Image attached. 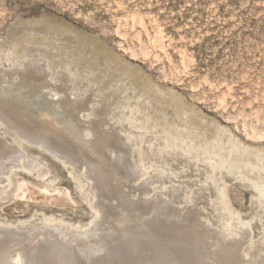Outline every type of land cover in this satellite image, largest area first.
<instances>
[{
	"label": "rangeland",
	"instance_id": "374dc122",
	"mask_svg": "<svg viewBox=\"0 0 264 264\" xmlns=\"http://www.w3.org/2000/svg\"><path fill=\"white\" fill-rule=\"evenodd\" d=\"M23 57L34 63L40 58L42 63L47 61L51 70L46 69V79L30 75V81V76L20 75V79L18 74L4 72L23 63ZM94 94L97 98L91 97ZM0 96L1 104L19 110L13 111L14 118L24 125L29 123L18 118L19 114L28 111L39 120L47 113L70 135H79L84 127L89 132L100 128L128 139L124 173L112 174L104 168L102 176L94 171L97 164H82L77 169L35 144L13 137L29 160L39 161L38 170L45 176L39 177L38 170L15 167L0 179L1 187L7 185L10 175L12 181L0 193V230L16 234L0 240V264L16 261L18 253L28 264H161V260L173 261V252L168 250L170 237L180 238L171 248L188 247L190 239V248H197L198 243L202 250L192 249L198 252L199 264H228L210 257V243L216 235L211 241H202L194 232L199 229L192 225L196 222L205 230L223 231L222 220L232 217L236 231L229 238L239 240L241 259L252 257L263 243L264 199L249 180L258 173H252L243 162L236 168L220 169L218 160L209 161V153L215 157L212 149L225 145L226 136L251 148L252 153L264 149V0H0ZM104 120L108 128L101 126ZM3 127L0 122L1 135L11 136ZM179 134L192 136L200 146L197 151L184 154L180 149L183 142L171 138ZM167 138L171 144H179L178 154L164 150ZM85 143L80 146L89 154L82 151L90 164L91 159L108 167L118 162L119 157L107 151L102 158L92 150L89 153ZM247 159L256 162L253 154ZM107 176L119 181L118 188L128 193L124 197L129 199L127 204L119 190V194L116 190L101 192L98 199L88 194L89 186H100L101 178ZM23 178L30 183L25 191L19 187ZM217 186H225L220 199L229 211L220 208L224 205L217 198ZM54 187L62 192H52ZM45 188H51L50 192ZM97 200L106 206L101 208L104 219H100L103 215ZM130 200L137 203L136 216ZM141 218L146 221L143 226ZM103 220H109L108 227H103ZM239 220L245 224L239 225ZM74 230L89 231L90 241L76 247L69 258L70 245L56 240L73 241L67 236ZM136 232L141 241L135 238ZM247 233L250 244L245 243ZM205 250H210L206 251L210 259L201 258Z\"/></svg>",
	"mask_w": 264,
	"mask_h": 264
},
{
	"label": "bare ground",
	"instance_id": "6f19581e",
	"mask_svg": "<svg viewBox=\"0 0 264 264\" xmlns=\"http://www.w3.org/2000/svg\"><path fill=\"white\" fill-rule=\"evenodd\" d=\"M158 35V34H157ZM160 35V34H159ZM162 36V35H161ZM160 40V39H159ZM18 42V41H17ZM160 42H162V40H160ZM25 43V42H24ZM19 44H21V43H19ZM18 43H17V45H19ZM161 45V44H160ZM20 46V45H19ZM27 46V45H26ZM18 47V46H17ZM23 47V46H22ZM46 47V46H45ZM17 49H19V48H17ZM24 49V48H23ZM33 49V48H32ZM31 49V50H32ZM42 49H45V48H43L42 47ZM22 50V49H21ZM30 50V51H31ZM35 50V49H34ZM33 50V51H34ZM39 50H41V49H39ZM50 50V49H49ZM16 52V51H15ZM26 52H28V49H26ZM17 55V54H16ZM12 56V55H11ZM10 56V57H11ZM27 56V55H26ZM41 56V55H40ZM36 58V57H35ZM98 58V57H97ZM21 59V58H20ZM23 60V63H17V65H14L13 67H11L10 69H5L4 70V72H6V73H8V74H12V73H15L16 75L18 74L19 76V78L21 79V76H23V77H28V76H30V75H32L33 76V79H34V77H41V78H43V79H46V76H48L47 74H45V72H46V69H47V71L49 72V64L48 63H46L44 60H43V63H42V61H41V58L37 61L36 60V63H34V62H32L31 60H27V58L26 57H23L22 58ZM29 59V58H28ZM31 59V58H30ZM44 59H45V57H44ZM33 60V59H32ZM19 61V60H18ZM9 62V61H8ZM15 62H17V61H15ZM20 62V61H19ZM114 58H112L111 59V63L114 65ZM12 64V63H11ZM92 64H94L93 62H92ZM12 66V65H11ZM45 66H46V68H45ZM51 70V69H50ZM52 72V71H51ZM69 73V72H68ZM67 73V74H68ZM14 74V75H15ZM50 74V73H49ZM70 74V73H69ZM68 74V75H69ZM21 75V76H20ZM35 75V76H34ZM132 75V74H131ZM32 76H30L29 77V79L32 77ZM73 76V75H72ZM11 77V76H10ZM71 77V76H70ZM74 77V76H73ZM18 78V79H19ZM62 78V76H60V79ZM64 78V77H63ZM62 78V79H63ZM19 79V80H20ZM28 79V78H27ZM26 79V80H27ZM32 79V80H33ZM50 79V78H49ZM52 79V78H51ZM12 80V79H11ZM55 80V79H54ZM23 81H24V79H23ZM30 81H31V79H30ZM34 82H35V80H33ZM48 81H50V80H48ZM63 81V80H62ZM27 81H25V83H26ZM34 82H32V83H34ZM40 82V81H39ZM46 82V81H45ZM60 82V81H59ZM28 84H29V82H27ZM31 83V82H30ZM31 83V84H32ZM41 83V82H40ZM42 83H43V81H42ZM53 84H55L54 82H52ZM62 83V82H61ZM36 84V83H35ZM34 84V85H35ZM60 84V83H59ZM56 85H58V84H56ZM40 86H41V84H40ZM47 86V85H46ZM50 86V85H49ZM48 86V87H49ZM55 86V85H54ZM62 86V85H61ZM70 86V85H69ZM97 86V85H96ZM39 87V86H38ZM53 87V86H52ZM57 87V86H56ZM95 87V86H94ZM42 88H44V87H42ZM61 88V87H60ZM64 88V87H63ZM70 88V87H69ZM92 88V87H91ZM41 89V88H40ZM47 89H49V88H47ZM55 89V88H54ZM58 89V88H57ZM56 89V90H57ZM68 89V88H67ZM51 90V89H50ZM59 90V89H58ZM45 91H46V89H45ZM52 91H53V89H52ZM63 91V90H62ZM48 92H50V91H48ZM56 92V91H55ZM90 92H93V89H92V91H90ZM111 93V92H110ZM53 94V93H52ZM60 94H61V92H60ZM49 95V94H48ZM51 95V94H50ZM92 95V94H91ZM52 96V95H51ZM53 96H57V94H55L54 93V95ZM95 96V94L93 95V96H91V97H94ZM101 96V95H100ZM116 96V95H115ZM1 97V96H0ZM60 97H62V96H60ZM59 97V98H60ZM90 97V98H91ZM96 97V96H95ZM103 97H104V95H103ZM2 98V97H1ZM0 98V99H1ZM51 98H53V97H51ZM58 98V99H59ZM97 98V97H96ZM106 98V97H105ZM62 99V98H61ZM60 99V100H61ZM94 99V98H93ZM104 99V98H103ZM95 100V99H94ZM169 104V103H168ZM19 105V104H18ZM91 106L93 107V105L91 104ZM17 107V106H16ZM18 107H20V105L18 106ZM18 109H20V108H18ZM7 110H9L10 112H8ZM13 111H17L16 110V108L14 107V106H12V105H10V104H8V103H4V104H1L0 103V122H1V124L4 126L3 128L4 129H7L10 133H11V136H8V137H10V138H8V137H5L3 134L1 135V133H0V179H2L3 180V177L2 176H4V175H6L7 174V172H11L12 173V170H13V168H22L23 170H25V171H33V170H38V168H39V166H40V163H39V161H36V162H34V160H29L30 158L28 157V156H26V154L25 153H23L22 151H20V149H18V147H16V144L14 143V141H12L11 139L13 138V137H17V138H19V139H23V140H27V141H29V143H32V144H35L36 146H38V147H40L41 149H44V150H46V151H48L49 153H51L53 156H55L57 159H59V160H61L64 164H66V165H68V164H70L71 166H75V165H77V169H82V167H79L80 165H87L88 167H90V165H98L97 166V168L95 167V169H94V171H98L101 175L103 174V169L104 168H107L112 174H117V175H119L120 174V171L121 172H123L124 173V166H123V157L125 156H127V158H124L125 160L126 159H128V154L126 155V153H127V151H126V144H127V141H128V139L126 140V139H124V136L123 135H121V134H119V135H116V133L114 134L113 132H109V130H106L105 129V131H102V130H100V128H97V130H91L90 132L89 131H87L86 130V128L84 127V128H81L80 129V136H82V139H84V140H82V139H80L78 136L79 135H76V134H72V135H70V134H67V133H70V132H62L61 130H60V128L58 127V126H60L61 128H64L62 125H60L58 122H56L55 121V119L51 116V115H48L47 113H45V114H43L42 115V118H40L39 120H37L38 118L37 117H35L34 115H32V114H29L28 113V111H24L25 113H27L26 115H18V118H22V119H25V121L26 122H28L29 123V125H27V124H23V123H21L20 122V120H18L17 118H14V112ZM19 111V110H18ZM17 111V112H18ZM20 112H22V110H20ZM16 113V112H15ZM23 113V112H22ZM17 114V113H16ZM28 115V116H27ZM24 117V118H23ZM89 125V124H88ZM112 125V124H111ZM101 126H105V128H106V126H107V128H108V125H107V122H106V120H104L102 123H101ZM81 130H83V131H81ZM179 133V132H178ZM171 138L172 139H174V140H179L180 139V141L181 142H183V145L181 146V151L184 153V154H191V153H193V152H195V151H197V149H198V147H200L199 145H198V143H196V142H194V138L192 137V136H190V135H185V136H183V135H181V134H179V136H178V138L175 136V135H173V136H171ZM87 139H90L89 141H90V143H87L86 142V140ZM137 139V138H136ZM86 142V143H85ZM194 142V143H193ZM224 142H225V145H228L229 147H225V145H223V146H220V147H216V148H214V149H212V151H213V154L215 155V157H217L218 159H215V157L213 156L212 157V155H210L211 153H209V161H211V162H215L216 163V161L218 162V168H222V167H227V166H229V168H233V167H235L236 168V165H238V163L239 162H243V164L244 165H246V166H249V170L252 172V173H255V172H257L258 173V177L256 178V179H252L251 177V179H249L250 181H251V184H252V187L254 188V190L258 193V195H259V197L260 198H263L264 199V149H259V151H255L254 150V152L252 153L251 151H252V149L251 148H249V147H242V146H240L239 145V143L237 142V141H234L230 136H226L225 138H224ZM21 143V142H20ZM83 143H85L86 144V146L88 147V151H89V153H90V151L92 150L94 153L96 152V153H98L97 155H95L94 153V155L95 156H97V157H100V158H102V157H104V155H105V152L107 151L108 153H110L111 155H112V157L114 156H116V158H117V156L119 157L118 159V162L116 163V162H114V164H113V166H111V167H108V166H106V165H104V164H102V162L101 163H99V162H96L95 161V159L93 160V159H91V161H93L92 162V164H90V159L87 157V156H85V154L82 152V151H84V147L83 148H81V146L80 145H83ZM166 143H167V146H166V148L164 147V150H170V152L171 153H173L174 155H176V154H178V150H177V147H179V144H176V143H173V144H171L170 143V139H168L167 138V140H166ZM20 145V144H19ZM206 147H209L208 146V143L206 144ZM180 151V150H179ZM207 152V149L206 148H201V152ZM85 152V151H84ZM106 152V153H107ZM86 153V152H85ZM197 153V152H196ZM195 154V153H194ZM201 154V153H200ZM251 154H253L254 155V157H255V159H256V162H253V161H251V160H249V159H247L248 158V156H250ZM86 155H89V154H87L86 153ZM99 155V156H98ZM161 155H162V153H161ZM243 155H246V159L245 160H240L241 159V157L243 156ZM192 158H193V156H191ZM195 157V156H194ZM86 159L85 160V162L83 163V161H81V159ZM183 158L184 159H186V158H188V157H186V156H184L183 155ZM115 159V158H114ZM175 159H177V158H175ZM195 159L196 160H198L197 159V157H195ZM177 160H179V158L177 159ZM115 161H116V159H115ZM183 162L185 161V160H182ZM191 161V160H190ZM192 162V161H191ZM194 162V161H193ZM136 163H137V161H136ZM182 163V162H181ZM180 162L178 163V164H181ZM191 164V163H190ZM195 164V163H194ZM133 165V164H132ZM134 166V165H133ZM136 166V168H139V166L138 165H135ZM134 166V167H135ZM186 166V165H185ZM193 166V165H192ZM88 167H86V168H88ZM239 167V166H238ZM237 167V168H238ZM242 167H243V165H242ZM40 169V168H39ZM89 169V168H88ZM182 169H183V167H182ZM191 169H192V167H191ZM242 169V168H241ZM240 169V170H241ZM248 169V168H247ZM92 170H93V168H92ZM138 170V169H137ZM140 170V169H139ZM139 170H138V172H139ZM188 170H190V169H188ZM192 170H194V169H192ZM239 170V171H240ZM43 171V170H42ZM79 171V173H80V170H78ZM78 171H76V172H78ZM142 171V170H141ZM185 171V170H184ZM198 171V170H197ZM226 171V170H225ZM34 172V171H33ZM32 172V173H33ZM73 172H74V170H73ZM72 172V173H73ZM233 172V171H232ZM237 172V171H236ZM246 172V171H245ZM31 173V172H30ZM78 173V174H79ZM82 173V172H81ZM139 173H141V172H139ZM208 173V172H207ZM257 173H256V175H257ZM77 174V173H76ZM83 174V173H82ZM82 174H81V176H82ZM209 174V173H208ZM207 174V175H208ZM249 174V173H248ZM38 175H39V177H44L45 175H44V173L43 172H41V171H39L38 170ZM96 175H98V174H96ZM189 175V174H188ZM74 176V175H73ZM103 176V175H102ZM250 176V175H249ZM76 177V176H75ZM82 177H84V174H83V176ZM207 177V176H206ZM98 179V178H97ZM247 180V179H246ZM1 181V180H0ZM100 181H102V183L103 184H101V183H99V185L101 184V185H103L105 188L103 189V187L100 185V186H98V185H94L93 187H91L90 188V186L87 188V192H88V194L89 195H93V197L95 196L97 199L99 198V196L101 195V192H103L104 194H107V193H112V192H114L115 190V193H122V200L124 201V203H126L127 204V201L129 200H126L128 197V193L127 192H125L124 190H122V188L121 187H119L118 188V186H117V184L119 183V181H113V179H112V177L111 176H107V178L106 177H104V178H101V180ZM3 182V181H2ZM2 182H0V183H2ZM11 175L10 176H8V178H7V185H5L4 187L5 188H8L9 186H10V184H11ZM54 182V181H53ZM52 182V183H53ZM79 182H80V180H79ZM199 182V181H198ZM114 183V184H113ZM250 183V182H249ZM196 184V183H195ZM210 184V183H209ZM218 185V184H217ZM2 186V185H1ZM0 186V187H1ZM7 186V187H6ZM29 186H30V183L28 182V181H26L24 178L19 182V187L21 188V190L22 191H25L26 189H29ZM49 186V185H48ZM54 186H56V185H54ZM216 186V185H215ZM4 187H1V189H0V193H4ZM50 187V186H49ZM223 188L225 187V186H222ZM222 187H220V186H217V188H216V191H217V198H219L220 199V196L223 198V195H224V193H225V191H224V189L222 188ZM55 188V187H54ZM171 188V187H170ZM203 188V187H202ZM51 189V188H50ZM50 189H48V188H45V189H43L44 191L46 190V191H49L50 192ZM212 189V188H211ZM119 190V191H118ZM191 190V189H190ZM207 190H209V188L207 189ZM213 190V189H212ZM214 190H215V188H214ZM6 191V190H5ZM118 191V192H117ZM184 191V190H183ZM198 191H199V189H198ZM202 191V190H201ZM210 191V190H209ZM52 192H56V194H60L62 191H61V189L60 188H55V189H53L52 190ZM180 191H178V193H179ZM186 192V191H185ZM188 192H189V190H188ZM188 192H186V193H188ZM205 192V191H204ZM208 192V191H207ZM27 192H25V194H26ZM118 193V194H119ZM192 193V192H191ZM66 194H67V196L69 197V194H68V191H66ZM100 194V195H99ZM172 194V193H171ZM189 194H190V192H189ZM202 194V193H201ZM209 194H211V193H209ZM214 194H215V197H216V193H215V191H214ZM2 195V194H1ZM110 195H113V194H110ZM173 195H175V194H173ZM205 195V194H204ZM185 196V195H184ZM188 196V195H187ZM207 196V195H206ZM214 195H212V197H211V199L212 198H214L213 197ZM126 199H125V198ZM190 197V196H189ZM203 197V196H202ZM143 198V197H142ZM208 198H209V195H208ZM92 199H94V198H92ZM215 199V198H214ZM142 201H144L143 199H141ZM202 200V199H201ZM218 200V199H217ZM217 200H216V204L217 203H219V202H217ZM98 201V202H97ZM97 201H95V202H97L99 205H98V212L99 213H101L102 211H101V208H106V206L104 205V204H102L101 203V201L100 200H97ZM122 201V202H123ZM149 201V200H148ZM206 202V199L205 200H203V202ZM220 201L222 202V200L220 199ZM201 202V201H200ZM210 202V201H209ZM212 203H213V201H211ZM130 204H131V207H134L135 209V211H133V213H134V215L136 216L137 215V213H138V211H137V209H138V207H137V209H136V205H137V203H132L131 202V200H130V202H129ZM144 204L146 203L145 201L143 202ZM223 203V207H221L220 206V208L222 209V211H223V209H226V210H228V208H227V206H226V203L225 202H222ZM264 203V202H263ZM140 204V207H141V203H139ZM148 204V203H147ZM153 204V203H152ZM206 204V203H205ZM204 204V205H205ZM96 205V204H95ZM159 205L161 206V204L159 203ZM198 205H200V204H198ZM203 205V204H202ZM203 205V206H204ZM213 205V204H212ZM214 205H215V203H214ZM213 205V206H214ZM218 205V204H217ZM93 206V205H92ZM124 206V205H123ZM160 206H158L157 208H160ZM207 206V205H206ZM261 206V205H260ZM108 207V206H107ZM264 207V206H263ZM200 208V207H199ZM220 208H218V209H220ZM221 209H220V211H221ZM103 210V209H102ZM109 209L107 208V211H108ZM209 210V209H208ZM208 210H207V212L206 213H208ZM264 210V209H263ZM197 211H199V210H197ZM229 211V210H228ZM211 212V211H210ZM105 213V212H104ZM205 213V212H204ZM212 213V212H211ZM210 213V214H211ZM224 213V212H223ZM222 213V214H223ZM230 214L232 213V211H230L229 212ZM209 214V215H210ZM225 214V213H224ZM223 214V215H224ZM102 215L103 216H101V214H100V219H102L103 217H104V214H103V212H102ZM106 215V214H105ZM198 215V214H197ZM200 215V214H199ZM198 215V216H199ZM208 215V214H207ZM226 215H228V214H226ZM232 215V214H231ZM239 215V214H238ZM201 216V215H200ZM218 216V215H217ZM220 216V215H219ZM105 217H107V216H105ZM208 217V216H207ZM213 217V216H212ZM212 217H211V219H212ZM228 217V216H227ZM235 217V216H234ZM214 218H217V217H213V219ZM220 218V217H219ZM223 218V216L221 217V219ZM236 218V217H235ZM35 219V218H34ZM38 219V218H37ZM104 219V218H103ZM169 219V218H168ZM208 219H209V217H208ZM218 219V218H217ZM216 219V220H217ZM238 219H240V218H238ZM237 219V220H238ZM36 220V219H35ZM225 220V221H224ZM224 220H222V225H221V227L220 226H218V225H216V226H218L217 228H221V229H223V231H220V229L218 230V231H214V230H210V229H208V230H205L204 229V226H201V225H199V223H197L196 224V222L192 225V227H194V228H196V229H199L198 231H194L196 234H198L199 236H198V239H201V238H203L205 241L207 240V239H210V238H212V236H214V235H216L215 236V239H213L212 241H211V239L209 240V241H211V246H212V248H211V251L212 252H210V250H205V252H203L202 254H201V258H203V260H205L204 259V255L205 256H207L206 255V253L207 252H210L212 255L210 256V257H214V258H217L216 260H223V261H228V264H264V240H262V244L260 245V246H258L257 247V250H255L253 253H252V257H249V258H245L246 260H244V259H241L240 257H239V254H238V246L240 245V242H239V240H234V238H233V240H232V238H229V236L231 235L232 236V234L233 233H235V231H234V229L232 228L233 226H235V223H233V222H231V220H233V217L231 218V219H229V218H225ZM243 220V219H242ZM34 221V220H33ZM100 221H102V220H100ZM104 222L103 223H106V225H103V223L102 222H100L99 224L102 226L103 225V227H108V224H109V220H103ZM210 221H213V220H210ZM221 221V220H220ZM219 221V222H220ZM236 221V220H235ZM146 223V221L145 220H143V218H141L140 220H139V224L140 225H144ZM213 223V222H212ZM216 223H217V221H216ZM244 223V222H243ZM242 223V221L241 220H239V225H242L243 224ZM250 223V222H249ZM202 224V223H201ZM214 224V223H213ZM245 224V223H244ZM237 225V224H236ZM238 226V225H237ZM236 226V227H237ZM102 227V228H103ZM247 227H248V225H247ZM235 228V227H234ZM263 228V227H262ZM241 229V228H240ZM240 229H238L239 231H241L242 232V229L240 230ZM250 229V228H249ZM166 231H168L167 229H165ZM216 230V229H215ZM237 230V231H238ZM245 231H246V229H244ZM4 230H0V240L3 242L4 241V239H7L9 236H16V234H13V235H6L5 234V232H3ZM239 231H238V233H239ZM89 231H83V230H74V234H70L69 236H67L68 238H73L74 240L73 241H70V240H68L67 238H64V237H62V238H60V239H57L56 240V243H59V242H61V241H63V242H65L66 243V245H70V247H71V249H70V251L69 250H67L68 251V256H69V258H72V256H73V254L75 253H73V250H75V248L77 247V248H79L80 249V247H84V246H86L88 243H89V241H90V233H88ZM139 232V231H138ZM138 232H136V234H135V238H137L138 240H140L141 241V237H139L138 236ZM193 232V233H194ZM241 232H240V235H242L241 234ZM245 232H243V234H244ZM140 234H143V232H142V230H141V232H140ZM184 234H186V233H184ZM77 235L78 236H80L79 238H77ZM191 235V234H190ZM236 235H238V234H236ZM252 235V234H251ZM21 236V235H20ZM81 236L83 237V238H85L88 242H85V240L83 241L82 240V238H81ZM185 236V235H184ZM208 236H209V238H208ZM230 236V237H231ZM235 236V235H234ZM233 236V237H234ZM104 237V236H103ZM220 237H223V239H221V240H219L220 239ZM228 237V238H227ZM252 237V236H251ZM262 237V236H261ZM261 237H259V239L261 238ZM225 238H227V240H225ZM238 238V237H237ZM240 238V237H239ZM245 238V237H244ZM170 240H169V245H168V250L170 251H172L173 252V254H170L171 255V257H172V259H173V261L172 262H170V261H163V260H161V264H199V262H200V258H199V256H197V253L198 252H196V250H194V249H192L193 247L195 248V246H193L192 248H190V241H191V239H190V241H188V244H189V246L187 247H185V248H181L180 246H177L176 248H171L172 247V245L174 244H176V242H177V240L179 241V239H173V238H169ZM173 239V240H172ZM187 239H189V238H187ZM186 239V236H185V240H187ZM242 240H243V238H241ZM182 240V239H181ZM184 240V241H185ZM202 240V239H201ZM74 241H75V243H74ZM100 243H101V241H102V238H100ZM184 241H181L182 243L184 242ZM203 241V240H202ZM258 241V240H257ZM187 242V241H186ZM250 242H251V240H250V238H249V235H248V233L246 234V244L247 243H249L250 244ZM256 242V241H255ZM152 243H153V241L152 242H150V244L152 245ZM179 243V242H178ZM181 243V244H182ZM191 243H193V242H191ZM200 243V242H199ZM244 243V245H246ZM260 243V242H259ZM8 244H9V242H8ZM11 244H12V242H11ZM150 244H149V242H147L146 243V245H149L150 246ZM144 245H145V243H144ZM178 245V244H177ZM184 245H187V244H185V242H184ZM195 245V244H194ZM196 245H197V248H200V247H198V243H196ZM206 245H209V242L207 241V243H206ZM241 245H243V244H241ZM255 246V245H254ZM207 247V246H206ZM249 247H250V245H249ZM0 248H1V245H0ZM197 248H195V249H197ZM69 249V248H68ZM201 249V248H200ZM200 249H197V250H200ZM209 249V248H208ZM248 249V248H247ZM202 250V249H201ZM242 250V249H241ZM207 251V252H206ZM223 252V254H221ZM201 253V252H200ZM205 253V254H204ZM209 253V254H210ZM194 254V255H193ZM208 254V253H207ZM242 254H243V250H242ZM245 254V253H244ZM243 254V255H244ZM169 255V256H170ZM246 255H247V253H246ZM249 256H250V253H249ZM209 259H210V257H209V255L207 256ZM244 257V256H243ZM65 258L66 259H68V257H66L65 256ZM92 258V257H91ZM208 258H206V259H208ZM251 258V259H250ZM175 259H176V261H175ZM10 260V259H9ZM14 260H16V261H14V262H12L11 260L10 261H8L9 262V264H28L27 262H25V259H24V257L21 255V254H19L18 253V255H17V257L14 259ZM206 261H208V260H206ZM166 262V263H165ZM201 264H205L204 262H202Z\"/></svg>",
	"mask_w": 264,
	"mask_h": 264
}]
</instances>
